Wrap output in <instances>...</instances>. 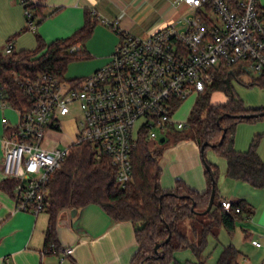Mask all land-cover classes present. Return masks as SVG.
Returning a JSON list of instances; mask_svg holds the SVG:
<instances>
[{"label": "built area", "instance_id": "obj_1", "mask_svg": "<svg viewBox=\"0 0 264 264\" xmlns=\"http://www.w3.org/2000/svg\"><path fill=\"white\" fill-rule=\"evenodd\" d=\"M173 4L191 11L182 18L181 30L171 22L139 36L121 31L117 20L100 19L118 31L120 41L109 62L85 77L64 80L50 73L16 77L27 106L15 109V125L1 120L7 130L1 173L16 181V210L37 215L45 209L46 184L71 145L91 146L95 160L109 157L123 187L132 179L131 153L139 139L152 141L172 128H187L186 121L173 119L174 105L203 92L216 71L229 69L233 74L237 68L264 80L260 0H174ZM24 17L34 31L31 12L24 10ZM11 49L8 44L4 52ZM81 49L78 44L69 53ZM74 105L80 112L74 138L63 147L56 140L46 145L48 131L61 132V118ZM221 205L227 210L230 201L222 200ZM254 245L264 247V242ZM72 253V247H63L57 264H64Z\"/></svg>", "mask_w": 264, "mask_h": 264}, {"label": "trees", "instance_id": "obj_2", "mask_svg": "<svg viewBox=\"0 0 264 264\" xmlns=\"http://www.w3.org/2000/svg\"><path fill=\"white\" fill-rule=\"evenodd\" d=\"M21 4L23 10L31 12L35 27L33 32L53 13H46L43 5L30 0H22ZM83 18L82 26L67 38L45 42L41 36L35 34V49L12 48L9 53L0 52V93L6 105L13 109L27 106L16 77L21 80L50 73L62 79L68 62L87 58L83 49L69 53L72 46L79 44L82 47L98 22L95 13L90 11H85ZM27 28L29 29L28 26ZM13 38L15 35L7 39L8 44ZM228 70L216 71L204 91L197 94L186 121L187 128H172L167 131L177 141L182 136L183 139L188 138L185 132L190 131V136L199 147L205 142L213 145H207L200 151L206 179L203 192H198L179 180L172 189H163L159 183V159L162 151L160 148L152 149L154 143L148 139L140 138L133 149L132 179L123 187L116 180L115 169L109 157L103 156L100 160H95L91 146L71 145L69 155L61 167L51 174L44 189L47 204L43 211L48 215V221L43 238V253L54 257L62 253L63 246L57 239V224L62 211L96 204L114 222L127 221L133 225L136 250L130 264H179L174 253L182 249L193 254L195 264H205L202 252L208 234L215 235L214 229L219 227L232 234L237 221L249 219L253 214L251 206L243 199L231 200L227 210L222 207L221 201L225 199L218 194V168L206 160L205 149L212 148L225 159L228 178L247 182L255 188H264V159L256 151L257 137L251 140L244 151L233 148L234 134L239 122L264 118H241V115L259 113L264 108L246 107L238 96L228 92L225 83L227 79L229 82L231 79ZM252 82L260 86L264 84L262 79ZM216 91L224 92L227 100L223 103H212L211 96ZM182 101L174 105V111ZM221 136L222 140L219 142ZM164 138L163 143L167 140L166 136ZM15 183L14 179L3 178L0 189L13 198ZM212 188L214 200L211 209L205 214L196 213L207 207ZM192 206L194 211L191 210ZM181 220L189 222L191 237L178 230V222ZM168 236V242H164ZM156 244L160 245L157 252L154 250ZM239 256V251L229 244L224 247L216 264H240Z\"/></svg>", "mask_w": 264, "mask_h": 264}, {"label": "crops", "instance_id": "obj_3", "mask_svg": "<svg viewBox=\"0 0 264 264\" xmlns=\"http://www.w3.org/2000/svg\"><path fill=\"white\" fill-rule=\"evenodd\" d=\"M30 1L43 5L46 13L53 11L52 15L48 16L35 29V32L46 42L71 36L75 30L82 26L84 12H94L98 22L92 34L109 33L111 35L110 45L101 55V58L105 59L106 57L111 58L112 52L120 41V35L118 31L103 25L100 19L117 20L121 31L144 36L171 22L175 28L179 29L178 25H180L182 29L184 27L182 18L191 13L185 5H174V0ZM23 12L22 5H18L15 0H0V21L9 27L7 32L0 33L2 39L14 36L15 32L20 29L25 18ZM18 47L16 48L21 49ZM12 48L15 49L13 42ZM100 67L93 68L88 74ZM245 73L247 72H241L234 68V73H230L231 79H237L238 76ZM217 93H223L224 96H214L215 98H213L212 96ZM212 96V103H223L227 100V95L222 91H216ZM0 103V181H2L4 178L1 173L4 153L3 140L7 130L1 120L4 118L5 108L8 105L1 99ZM8 125L10 124L8 123ZM56 134L60 133L48 131L45 144L48 145L50 140H56L59 144V140L67 141L64 137L61 139L59 136L56 137ZM233 148L237 150L235 134ZM159 167L161 169L159 183L163 189H172L178 180L198 192H203L206 188L200 152L195 143L191 141H179L172 149L167 150L159 159ZM226 178H228L226 175L224 177L218 176L217 185ZM228 179L231 180L230 182H234L233 179ZM218 194L227 200L226 197L220 195L219 191ZM231 200L234 199L230 198L229 201ZM243 200L251 206L252 216L256 214L254 218L251 216L249 219L240 222L245 228L243 230L244 238L248 239L254 248L253 251L256 250L260 254L256 259H253L251 253H249V257L245 258V255L237 249L241 261L243 260L239 263L255 264L257 259L264 256V247L254 245V242H259L254 237L259 236L264 241V211L255 201ZM39 216L40 212L37 215H32L29 212L16 210L13 198L0 189V264H57L56 257L45 255L42 251L48 215L46 214V217L44 216L42 219ZM57 239L63 247L73 248L72 255L67 258L64 264H130L136 250L133 225L127 221L114 222L96 204L62 211L57 224ZM187 263L195 264L190 261Z\"/></svg>", "mask_w": 264, "mask_h": 264}, {"label": "rangeland", "instance_id": "obj_4", "mask_svg": "<svg viewBox=\"0 0 264 264\" xmlns=\"http://www.w3.org/2000/svg\"><path fill=\"white\" fill-rule=\"evenodd\" d=\"M15 1L18 5H22L20 0ZM261 5L264 6V0H261ZM178 27L181 30L180 25H178ZM26 28L27 24L26 19L24 18L22 26L15 32V38H13L10 42L11 45L12 42L15 45L14 50H20L16 48L18 46V48L26 50H32L36 48L37 43L35 34L38 33L31 32L30 28ZM7 29H9V27L6 26L2 21H0V33L7 32ZM110 41L111 35L109 33H93L90 38L87 39V41L82 45V49L86 52L88 57L86 59H74L68 62L62 79L70 80L74 78L85 77L89 75L88 73L90 72V70H93V68L100 67L101 65L108 63V60L110 59H108V57H106V59L101 58V55H103L109 47ZM7 45V39H2L0 37V52H3ZM256 77L257 76L251 73H245L238 76L237 79L232 78L230 81L232 94L236 95V97L238 96L246 107L264 108V84L262 86L254 84L251 80L252 78L256 79ZM214 96L219 97L224 96V94L217 93L212 97L215 98ZM196 99L197 94L190 95L189 97L183 99V101L180 103L179 107L175 111L173 119L175 121L181 122L187 121L191 108L195 104ZM6 107L7 108H5L3 117L8 121L10 125H15L18 122V114L13 108H9L8 106ZM79 117L80 112L77 106L74 105L73 107H71L70 113L61 118L62 131L58 132L60 134H56L55 136H59L60 139L64 137L67 141L59 140L60 147H63L70 141V139L74 138L76 132V121H78ZM185 134L188 138L183 139L184 137L181 135L182 137L180 136V141H191L195 143L200 152V147L197 142L190 136V131H186ZM164 135L167 138L165 143L159 144V138L162 136L152 140L154 143L152 149L160 148L162 151L161 156H163L167 150L172 149L176 145V143L179 142V140H175L173 136L170 135V133H164ZM49 137L52 138L51 135H49ZM254 137H257L258 140L256 151L258 155L262 159H264V118L254 120L252 122L242 121L237 124L235 130L236 149L240 151L246 150ZM204 156L208 161L213 162L217 166L219 176L224 177L226 175V161L223 157L218 155L212 148H206ZM230 181L231 180L226 178V180H221L217 185L218 191L220 192V195L222 197H226L227 200H229L230 198H233L234 200L250 199L259 204V207H262L264 211V190H256L264 188H254L247 182L240 180H234V182ZM44 216L46 217V212H40L39 218L42 219V217ZM255 216L256 214H254L252 218H254ZM240 222L241 221L236 222L232 234H228L221 227L214 229L215 235L211 233L208 234V236L206 237V245L202 252V257L204 259L205 264H216L221 256L224 247L229 244L233 245L236 249L240 250L243 255H245V258L249 257V253L253 254V259H256L259 256L260 253H257L256 250L253 251L254 248H252L248 239L244 238L243 230L245 228L242 227ZM178 230L186 236L191 237L190 224L188 221H179ZM254 238L261 243L264 242L261 238H259V236ZM174 257L176 261L179 262V264H189L187 263V261L194 263L193 254L187 249L177 250L174 253ZM263 259L264 256L260 257L259 259H257V262L255 264H260ZM239 261L243 262V260L241 261L240 256Z\"/></svg>", "mask_w": 264, "mask_h": 264}, {"label": "water", "instance_id": "obj_5", "mask_svg": "<svg viewBox=\"0 0 264 264\" xmlns=\"http://www.w3.org/2000/svg\"><path fill=\"white\" fill-rule=\"evenodd\" d=\"M225 83H226V88H227L228 92H230V93L232 94V90H231V86H230V82H229V80L227 79V80L225 81ZM257 116H261V117L264 116V110H263V111H260L259 113H251V114L241 115V118H251V117H257ZM222 136H223V135H222ZM222 136H221L219 142H221V140H222ZM164 141H165V138H164V137H161V138L159 139V142H160V143H163ZM207 145H209V146H213L212 144H208L207 142H205V143H203V144L200 146V151H202V150L204 149V147H206ZM213 200H214V188H212V190H211V193H210V196H209V201H208V204H207V207L205 208V210L200 211V212H196V213H198V214H205V213H207V212L211 209V206H212V204H213ZM191 210L194 211V207H193V206H192ZM169 238H170V237L168 236V237L164 240V242H168ZM159 246H160L159 244H156V245H155L154 250H155L156 252H157Z\"/></svg>", "mask_w": 264, "mask_h": 264}]
</instances>
